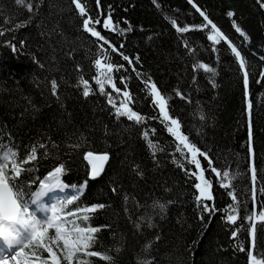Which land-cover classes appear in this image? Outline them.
I'll return each mask as SVG.
<instances>
[{
  "label": "trees",
  "instance_id": "trees-1",
  "mask_svg": "<svg viewBox=\"0 0 264 264\" xmlns=\"http://www.w3.org/2000/svg\"><path fill=\"white\" fill-rule=\"evenodd\" d=\"M80 2L84 16L73 0H0V156L14 152L9 160L27 169L15 179L10 172L9 183L23 193L22 198H29L47 172L62 164L64 182L77 188L84 185L64 210L75 213L77 226L98 230L85 252L74 255L70 264H248L252 239L257 248L264 241L255 221L264 208L260 191L264 188V77L260 75L264 60L259 58L264 56V0H193L245 57L247 98L243 73L226 40L214 43L203 29L181 34L173 27L172 19L180 27L204 22L189 0H100L99 8L96 0ZM229 11L233 16L227 15ZM109 12L114 26L131 30L103 29L102 19L95 26L118 49L123 43L120 50L133 59L132 65L107 44L101 50L103 42L82 26L85 18L94 20ZM233 20L247 34V41L235 31ZM5 42L15 44L16 50ZM98 58L102 64L124 65L111 73L121 93L110 84L105 92L112 93L117 106L123 101L139 112L144 117L140 123L117 117L107 96L100 93L94 77L107 73L97 69ZM201 62L215 73L194 70L193 64ZM82 78L89 81L87 97ZM148 78L156 83L169 114L180 121L190 142L208 153L221 175L225 170L230 173L224 182L231 187L221 188L207 159L198 155L206 179L212 181L209 203L217 211L211 214L203 213L195 199L196 181L189 175L194 165L187 153L181 155L153 106L144 83ZM124 90L130 100L123 96ZM33 148L35 157L27 160ZM88 151L109 154L96 178L88 176L90 166L84 159ZM250 165L256 169L255 200ZM233 190L240 206L237 221L230 224L223 217L227 205L233 204L227 192ZM94 203L104 207L75 212ZM159 204L165 208L161 210ZM237 229L234 238L231 232ZM51 232L47 236L53 239ZM236 245H242L243 251ZM93 252L102 255L88 254ZM25 254L41 260L49 256L43 248H25Z\"/></svg>",
  "mask_w": 264,
  "mask_h": 264
},
{
  "label": "snow or ice",
  "instance_id": "snow-or-ice-1",
  "mask_svg": "<svg viewBox=\"0 0 264 264\" xmlns=\"http://www.w3.org/2000/svg\"><path fill=\"white\" fill-rule=\"evenodd\" d=\"M18 3L21 0H17ZM155 2V0H154ZM76 8L79 10L81 16H84L86 13L85 7L81 4L80 0H73ZM97 8L100 7V0H96ZM189 3L193 4V7L199 12L200 16L203 17L202 23H194V24H185L183 27L177 25V21L175 19L171 20L173 27L176 29L178 33H186L189 29H203L207 31V38L209 41L217 42L219 39L226 40L228 46L231 49L232 54H234L235 59L239 62V69L243 73L244 86H245V97L248 96L247 86H248V78L249 73L246 70V60L245 57L241 54V51L237 48L236 45L232 43L231 40H228L227 36L217 27L215 23L211 19H209L208 15L205 11H202L193 0H189ZM264 6V5H262ZM38 7V6H37ZM29 10H31L32 5H28ZM229 17L233 16V13L229 11L227 13ZM101 19L103 20L102 28L110 30L111 32H127L130 31V27L128 28H119L114 26L116 22L112 20L111 12L108 13L107 16L101 17L98 15L94 20L92 17H87L83 20V28L91 34L92 37L97 38L98 41L103 42L100 44V49H104V45L107 44L112 52H118L119 55L123 58L124 61H127L129 65L133 64V59L129 56L125 55L123 51L120 49L123 48V43L120 45V49H118L114 44H111L107 38L102 35L101 31L97 30L96 24H100ZM233 27L237 33H240L243 36L244 40L247 41L249 38L247 34L242 30L240 26L237 25L236 21H232ZM210 27V31L208 30ZM7 46L11 47L13 51L16 50L15 44L5 42ZM21 44L24 41H20ZM185 46L187 47V41H185ZM215 51V48L213 49ZM188 51H192L191 48ZM104 59H109L106 52H102ZM261 60H264V56L259 57ZM136 60L139 59L137 56ZM95 65L97 69L106 70V75H103V78L100 76L94 77L97 85L99 86V91L101 94L107 96V103L112 105L115 109V114L117 117L126 116L129 120H135L137 123H140L144 117L137 111H134L131 107H128L125 102H121L118 106L115 104L113 99V95L110 92H105V85L110 84L112 89H114L115 93H121L122 89L117 87L113 82V77L111 75L113 70L123 69V64H113V63H103L101 59L95 60ZM193 69H204L205 71L215 73V69L211 68L207 63H199L193 64ZM133 71L135 68L133 67ZM137 75H142L141 73H137ZM260 75L264 77V71H261ZM195 80V76L192 77ZM121 81L125 80V77H120ZM83 84V95L88 96L90 92L89 81L85 79H81L80 81ZM146 85H148V91L150 92L151 99L153 101V106L158 107L160 117H162V121L166 124V130L175 138L177 143V149L180 151L181 155L187 153L190 156V163L194 165L195 171L189 170V175L195 178L194 189L197 190L198 194L195 196L198 205L201 207L203 213H209L217 211L214 203H209L213 201V191L212 189V181L206 179L205 177V169L202 168L201 160L198 159V155L207 159L208 168L212 173L216 174V177L221 181L220 187L227 189L231 187V184L224 182L226 178L230 176V173L225 170L223 175L220 174V170L213 166L211 158L208 156L207 152H201V149L197 147L195 143L190 142L189 138L183 131H181L180 121L174 116L169 114L168 105L165 97L161 94L160 90L157 88L155 82L151 81V78H148L144 81ZM214 86V85H213ZM56 81H52V92L56 93ZM125 89L127 85L125 84ZM179 94V93H178ZM123 96L125 98L131 99L130 93L127 90L123 91ZM203 118V117H202ZM145 139L147 140V133L144 134ZM148 144L151 147L152 141L148 140ZM43 147V145H41ZM35 148L32 150V155L27 157V160H32L35 157ZM252 144H251V128L249 127V146L248 152L251 156L252 154ZM16 154L14 152L8 151L5 152L3 156H0V264H59V260L56 257V254L53 252V249L46 243L47 234L49 229H54L55 236L53 239L56 241H62L64 250H65V258L71 262L74 258V255L79 253H84L85 250L89 247L90 243L94 240L93 233L97 232V228L95 227H79L74 226L71 229L65 227L66 223H73L74 221H68L67 217L75 215V213H62L63 208L66 204L75 200L76 197L73 196L71 200L62 201L59 204L53 203L50 206L44 202L43 197H45L46 193H49L50 190L53 189H66L69 187L63 179L62 175L64 172V165H58L52 168V170L48 171L46 176L39 181V188L31 192L28 200H23L21 191H15L12 186L8 183V177L6 176V161L12 159ZM84 159L87 160L90 171L88 172V176L90 178H95L101 174L104 168L105 162L109 159V154L107 152H92L88 151L84 153ZM27 169L21 168L15 162H13L11 171L13 173V179L19 177L22 172ZM250 170L252 173L251 179L253 181V200H255V181L256 177V169L254 166L250 165ZM86 183V182H85ZM73 189L77 191H82L84 185L81 184L79 188L76 185L71 186ZM116 189L114 188L113 191ZM264 193V188L260 190ZM227 195L232 198L233 204L227 205L225 209L227 211V215L223 217L226 222L230 224H235L238 219L237 208L240 206V202L237 200V196L233 191H228ZM29 205H32L34 210H30ZM235 205V206H234ZM102 204H92L90 208L87 209H76L75 212L81 211H92L96 209L103 208ZM161 210L165 208L164 204H159ZM246 207V205H245ZM221 210V211H225ZM42 212L43 216L46 219H38L36 213ZM50 213V214H49ZM259 220L264 221V210L259 212V216L257 217ZM85 221L89 219L87 215L83 217ZM203 220V215L200 217ZM139 225H137L138 227ZM239 229L231 232L232 237H237ZM240 251H243L242 245H236ZM25 248H43L46 249L49 253V256L45 260H41V258L36 257L33 259L30 255L25 254ZM5 252L8 255H5ZM15 253V255H12ZM93 256H101L100 252L88 253ZM103 258L105 260H110L111 257L104 255ZM248 261L249 264H264V261L258 260L252 253L251 250L248 251ZM144 264H148L147 261Z\"/></svg>",
  "mask_w": 264,
  "mask_h": 264
},
{
  "label": "rangeland",
  "instance_id": "rangeland-1",
  "mask_svg": "<svg viewBox=\"0 0 264 264\" xmlns=\"http://www.w3.org/2000/svg\"><path fill=\"white\" fill-rule=\"evenodd\" d=\"M6 163H8V164H6V176L9 178V176H10V172H12L11 171V168H12V165H13V163L12 162H6ZM9 182V181H8ZM57 191H49V193H47V194H45V196H48V195H53L54 193H56ZM69 192V191H68ZM70 194V192L68 193V195L67 196H62V199H63V201H67V200H71L72 199V197L73 196H77V192H75V194H71V196L69 195ZM70 196V197H69ZM48 198H50V197H48ZM49 200V199H48ZM60 202H62V201H60V200H57L56 202H53V203H57V204H59ZM49 204H50V202H49ZM48 204V205H49ZM50 206V205H49ZM29 208H30V210H34L33 208H32V205H29ZM261 210H264V208L263 209H260L257 213H256V217H255V221H256V223L258 224V228H257V231H258V236H259V238H260V240H261V238H263L264 239V221H261V220H259L257 217L259 216V212L261 211ZM63 213H67L65 210H64V208H63V210H62V213L61 214H63ZM40 214L41 215H39V214H36L37 215V217H38V219H46V217H44L43 216V214H42V212H40ZM50 214V213H49ZM74 216L75 215H72V216H68L67 217V220L68 221H74L75 222V224H73V223H71V222H69V223H66L65 224V227H67V228H69V229H71L72 227H74V226H77V223H76V218H74ZM50 230H52V235L53 236H55V231H54V229H50ZM253 239H252V243H251V251H252V253H253V255L258 259V260H261V261H264V241L263 242H259V244H260V246L257 248L256 246H254V244H253ZM46 243H48V245L53 249V252L56 254V257H57V259L59 260V264H70L71 262H69L66 258H65V250H64V246H63V242L62 241H56L55 239H52V238H50V237H48L47 236V239H46ZM257 244H258V242H257ZM257 248V249H256ZM39 262V261H38ZM248 264H249V261H248Z\"/></svg>",
  "mask_w": 264,
  "mask_h": 264
},
{
  "label": "bare ground",
  "instance_id": "bare-ground-1",
  "mask_svg": "<svg viewBox=\"0 0 264 264\" xmlns=\"http://www.w3.org/2000/svg\"><path fill=\"white\" fill-rule=\"evenodd\" d=\"M52 192L53 191H58V189H53V190H51ZM52 195L50 194V195H48V196H45V197H43V199H44V201H47L48 199V197H51ZM47 203H49L48 201H47ZM38 213V212H37ZM39 214H40V212H39ZM0 250H2V249H0ZM5 255H8V253L7 252H5ZM12 255H15V253H12Z\"/></svg>",
  "mask_w": 264,
  "mask_h": 264
},
{
  "label": "water",
  "instance_id": "water-1",
  "mask_svg": "<svg viewBox=\"0 0 264 264\" xmlns=\"http://www.w3.org/2000/svg\"><path fill=\"white\" fill-rule=\"evenodd\" d=\"M104 165H105V164H104ZM103 170H104V168H103ZM102 172H103V171H102ZM102 172H101V174H102ZM101 174H100V175H101ZM100 175H99V176H100ZM97 177H98V176H97ZM95 178H96V177H95Z\"/></svg>",
  "mask_w": 264,
  "mask_h": 264
}]
</instances>
